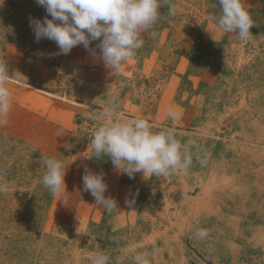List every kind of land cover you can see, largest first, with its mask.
<instances>
[{"label":"rangeland","instance_id":"1","mask_svg":"<svg viewBox=\"0 0 264 264\" xmlns=\"http://www.w3.org/2000/svg\"><path fill=\"white\" fill-rule=\"evenodd\" d=\"M244 2L254 25L241 41L206 19L218 0H161L143 47L114 72L99 40L95 58L82 45L61 55L54 41L36 42L30 18L47 13L35 0L0 2L11 93L0 117V264H92L99 252L109 264H134L137 253L150 264H264V0ZM106 107L175 129L187 172L129 178L96 157L90 141ZM46 158L66 168V192L45 187ZM85 168L104 174L117 209L83 189Z\"/></svg>","mask_w":264,"mask_h":264},{"label":"clouds","instance_id":"2","mask_svg":"<svg viewBox=\"0 0 264 264\" xmlns=\"http://www.w3.org/2000/svg\"><path fill=\"white\" fill-rule=\"evenodd\" d=\"M35 2L51 17L48 19L46 16L42 21L30 18L36 42L42 38L54 41L61 55H67L74 47L82 45L95 58L96 50L90 48V44L99 40L96 46L99 59L112 72L119 71L135 57L136 50L143 47V34L157 22L162 6L161 0ZM218 3L221 6L219 14H209L206 19L214 21L220 33H235L241 41L249 39L254 22L244 0H218ZM169 13L175 15V8L170 7ZM9 79L6 64L0 63V117L6 116L11 109V93L5 87ZM167 114L173 120L178 119L177 112L172 108L168 109ZM101 117L105 123L94 131L90 143L96 157L106 155L111 159L117 173L129 178H134L136 173H142L145 178L168 177L189 169L191 157L186 147L176 139L175 129L153 131L154 126L146 119L119 117L112 107H106ZM44 164L45 187L54 195L66 192V168L63 163L55 158H46ZM84 173L83 189L94 197L96 205L109 213L117 209V201L105 196L108 185L104 182V174L88 168H85ZM125 202L131 204L134 200ZM195 235L203 238L208 232L206 229H197ZM109 259V255L99 252L94 255L92 264H109ZM133 261L134 264H150L147 253H137Z\"/></svg>","mask_w":264,"mask_h":264},{"label":"bare ground","instance_id":"3","mask_svg":"<svg viewBox=\"0 0 264 264\" xmlns=\"http://www.w3.org/2000/svg\"><path fill=\"white\" fill-rule=\"evenodd\" d=\"M213 180H214V179H213ZM209 183H210V180H209ZM216 183H217V184H216ZM216 183H214V185L212 186V188H211L210 191L207 189V190L209 191V192H207V193H208V195L211 196V198L213 197L214 192H215L216 190H218L219 187H220L219 184H218V182H216ZM221 183H222V182H221ZM221 183H220V184H221ZM211 184H212V183H211ZM206 186H207V185H206ZM207 188H208V187H207ZM215 196H216V195H215ZM258 238H259V237H258ZM258 238H257V239H258ZM263 238H264V237H263ZM263 238H262V240H263ZM257 239H256V240H257ZM260 241H261V240H260ZM258 243H259V242H258ZM263 246H264V245H263Z\"/></svg>","mask_w":264,"mask_h":264}]
</instances>
